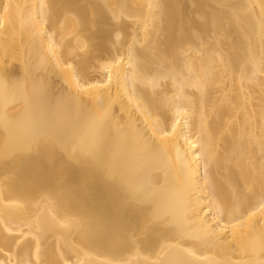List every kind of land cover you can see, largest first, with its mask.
<instances>
[{
    "label": "bare ground",
    "instance_id": "obj_1",
    "mask_svg": "<svg viewBox=\"0 0 264 264\" xmlns=\"http://www.w3.org/2000/svg\"><path fill=\"white\" fill-rule=\"evenodd\" d=\"M0 264H264V0H0Z\"/></svg>",
    "mask_w": 264,
    "mask_h": 264
}]
</instances>
